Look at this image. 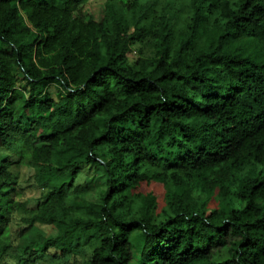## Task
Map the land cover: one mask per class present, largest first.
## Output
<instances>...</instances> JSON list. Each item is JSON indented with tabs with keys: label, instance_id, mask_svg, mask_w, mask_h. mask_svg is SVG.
<instances>
[{
	"label": "trees",
	"instance_id": "trees-1",
	"mask_svg": "<svg viewBox=\"0 0 264 264\" xmlns=\"http://www.w3.org/2000/svg\"><path fill=\"white\" fill-rule=\"evenodd\" d=\"M89 1L0 0V264H264V0Z\"/></svg>",
	"mask_w": 264,
	"mask_h": 264
},
{
	"label": "rangeland",
	"instance_id": "rangeland-1",
	"mask_svg": "<svg viewBox=\"0 0 264 264\" xmlns=\"http://www.w3.org/2000/svg\"><path fill=\"white\" fill-rule=\"evenodd\" d=\"M163 1V0H162ZM179 3L186 6L188 0H177ZM105 1L104 0H90L82 8V12L87 17H93L94 19H101L105 11ZM253 48H250V51H253ZM83 174L87 180L94 186L100 185L99 180L93 177L91 170L88 167L83 169ZM32 172L26 168H22L20 171V181L23 185H28L31 181ZM41 195V192L36 190L33 192V198H38ZM38 227V224L36 225ZM39 229H42L46 234L50 231L46 227L40 226ZM34 238V237H33ZM91 253V247L88 245H80L73 248L69 254H59L58 256L45 257L41 260L40 264H87V259Z\"/></svg>",
	"mask_w": 264,
	"mask_h": 264
}]
</instances>
